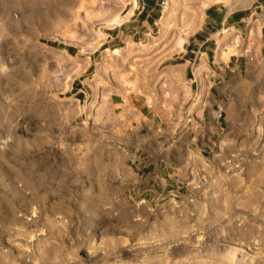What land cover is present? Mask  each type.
<instances>
[{"label": "rangeland", "instance_id": "rangeland-1", "mask_svg": "<svg viewBox=\"0 0 264 264\" xmlns=\"http://www.w3.org/2000/svg\"><path fill=\"white\" fill-rule=\"evenodd\" d=\"M189 1L0 0V264H264L260 9L208 0L190 39L179 20L207 5ZM187 44L191 105L167 74ZM132 47L166 49L162 104L120 131L108 98Z\"/></svg>", "mask_w": 264, "mask_h": 264}, {"label": "crops", "instance_id": "crops-1", "mask_svg": "<svg viewBox=\"0 0 264 264\" xmlns=\"http://www.w3.org/2000/svg\"><path fill=\"white\" fill-rule=\"evenodd\" d=\"M149 2H154V0H146ZM204 1L207 8L201 12L199 16V23L192 22V11H189L184 15L182 20H179V31H182V34L190 35V39H192V30H196V33H199L202 30V27L206 24L208 20L209 11L212 9L213 3H208V0ZM210 2H214L215 0H209ZM224 2L223 4L230 3L231 0H220ZM148 2V3H149ZM192 3V0L189 1ZM133 4V2H132ZM147 4V3H146ZM243 4H247L249 7H255L256 9H260L259 13L260 20H259V34L258 36H262L263 38V29H264V0H243ZM145 5V4H144ZM244 7L236 12H232L227 16L232 17L233 15L236 18V23L242 20V15L240 14L241 11H247L249 8ZM147 12L142 14V17L145 16V20L148 23H152L154 18L150 14L152 13L153 8L147 4ZM139 15V14H138ZM199 27V28H198ZM199 29V30H198ZM190 44L186 45L185 54L180 57L179 59L183 60V62H187V65L183 62L170 67V71L167 74H171L172 78L178 80L180 82V89H179V102L185 103L186 105L192 104V94H193V87L194 84L192 81L188 83L187 77L188 72L191 73V65H192V48L189 46ZM200 49L199 53L203 54L202 60L204 61V70L208 72V76L211 75V72L208 68V55L206 53L207 46L205 42H202L199 46ZM130 59L127 63V67L124 73H120L114 79V84L112 86V94L109 95L108 101L110 102L108 112H121L123 116V120L116 123V127L120 129V131H124V127L126 130L135 123L137 126L141 127L143 123L146 121L151 122L146 118L145 112H159L160 106L162 104V100L158 97V95L151 90V80L156 78L159 74L160 68L165 64V59L163 54L166 52V49L161 50L159 48H149L148 50H143L139 47H132L130 48ZM207 76V77H208ZM176 77V78H175ZM207 77L205 81L207 80ZM191 78V77H189ZM200 79V78H199ZM201 80V79H200ZM202 81V80H201ZM204 81V84H205ZM203 82V81H202ZM149 89V97L151 100L152 106L149 104H142L141 98L147 96ZM146 101V99L144 100ZM183 109L181 112H184ZM154 122V118L158 117V114H151ZM152 122V123H153ZM122 129V130H121ZM127 132V131H126ZM123 135L125 132H121ZM134 137L133 140L137 141L139 144V148H143L144 138L142 135L139 134H132ZM125 137H128L127 134Z\"/></svg>", "mask_w": 264, "mask_h": 264}, {"label": "bare ground", "instance_id": "bare-ground-1", "mask_svg": "<svg viewBox=\"0 0 264 264\" xmlns=\"http://www.w3.org/2000/svg\"><path fill=\"white\" fill-rule=\"evenodd\" d=\"M119 23H120L119 19L118 18H114V19H111L110 21H108L107 27H114V26L118 25ZM184 41H185L184 38L179 39L178 42L175 45V48H177L178 50L182 49L183 48ZM233 257H234V255H233Z\"/></svg>", "mask_w": 264, "mask_h": 264}, {"label": "trees", "instance_id": "trees-1", "mask_svg": "<svg viewBox=\"0 0 264 264\" xmlns=\"http://www.w3.org/2000/svg\"><path fill=\"white\" fill-rule=\"evenodd\" d=\"M179 63H181V62H176L175 64H179ZM190 75V73L188 72V76Z\"/></svg>", "mask_w": 264, "mask_h": 264}]
</instances>
